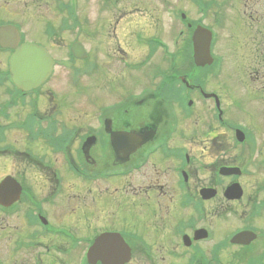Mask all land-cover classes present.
I'll list each match as a JSON object with an SVG mask.
<instances>
[{"label":"flooded vegetation","instance_id":"1","mask_svg":"<svg viewBox=\"0 0 264 264\" xmlns=\"http://www.w3.org/2000/svg\"><path fill=\"white\" fill-rule=\"evenodd\" d=\"M236 1L196 0L211 24H187L211 32L203 66L191 35L167 47L168 35L76 34L57 58L17 29L15 47L43 46L53 67L25 90L9 73L14 49L0 48V264H89L104 234L122 243L96 264H119L122 244L123 264H264V0L240 14L255 36L237 37L231 59L218 30ZM9 25L20 28L0 18Z\"/></svg>","mask_w":264,"mask_h":264},{"label":"rangeland","instance_id":"2","mask_svg":"<svg viewBox=\"0 0 264 264\" xmlns=\"http://www.w3.org/2000/svg\"><path fill=\"white\" fill-rule=\"evenodd\" d=\"M2 1H0L2 7L7 4L5 6L7 16L3 17V14L0 13V18L17 22L27 41L35 40L42 43L50 52V56L57 58L65 57L66 48L63 44L67 45L69 41L74 39L76 34L80 35L79 41L84 40L87 43L91 41H86L82 35H93L99 40L100 38L97 35L103 37L108 35L114 37L117 34L153 35L158 36V38L160 36L166 38V35H168L165 39L168 40L171 35H178L179 31H182L178 18L179 13L176 15L171 9L177 10V12H185L188 14L190 21L200 20L206 27L211 25L209 19L198 16L187 0H167L166 4H162L160 0H110L107 5L104 0H73L74 12L81 23L75 26L70 24L64 8V5L69 2L68 0H9L8 3L6 0ZM242 4L246 6L243 7ZM167 7H170V11L166 15L165 9ZM243 13L256 17V14H259V8L252 5L251 0H237L233 6L232 14L238 18L232 16L231 20L234 19V21L226 25L228 30H218L219 36L224 33L220 36L221 40L218 45L231 59L235 56L240 57L242 53L237 44L239 41L237 37H244L242 35H245L246 31L250 38L255 36L253 30L249 31V23L252 22L255 26L256 21L249 22L247 19L242 18L240 14ZM121 17L123 18L119 20ZM49 35L58 36L49 42ZM184 35L191 34L186 31ZM87 47L90 50L93 49L92 52L96 54L97 46L95 44H89ZM108 47H111V45L105 46L104 49ZM97 56L99 59L101 57L100 53ZM58 77L60 76H57V79ZM55 84H53V87ZM60 84L63 85V82ZM53 87L50 89L54 90ZM78 104L80 105V100Z\"/></svg>","mask_w":264,"mask_h":264},{"label":"water","instance_id":"3","mask_svg":"<svg viewBox=\"0 0 264 264\" xmlns=\"http://www.w3.org/2000/svg\"><path fill=\"white\" fill-rule=\"evenodd\" d=\"M207 35V31L196 27L193 40L195 42V51L198 52L201 58L199 64H204L205 60H207V57H205L207 56L208 50V48H206L207 41L209 42V39L206 38ZM16 39L12 29H1L0 42L2 47H15L14 44ZM10 65L14 80L23 89L38 86L39 83L48 76L51 70V61L46 55V52L42 48L34 45H24L16 49L15 54L11 57ZM114 236L117 238L116 235ZM108 240L114 243L117 242L113 238H108Z\"/></svg>","mask_w":264,"mask_h":264}]
</instances>
